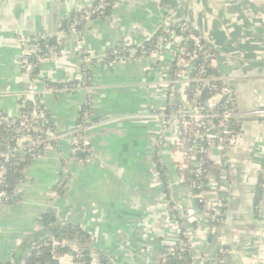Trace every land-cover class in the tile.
Returning <instances> with one entry per match:
<instances>
[{
  "label": "built area",
  "instance_id": "built-area-1",
  "mask_svg": "<svg viewBox=\"0 0 264 264\" xmlns=\"http://www.w3.org/2000/svg\"><path fill=\"white\" fill-rule=\"evenodd\" d=\"M93 1L79 16L70 17L66 28L61 22L64 15L54 33L20 37L21 70L34 80L40 77V72L35 71H40L48 59L65 55L78 57L80 64L72 79L47 81L49 90L61 91L70 90L76 84L89 87L91 83L86 81L90 75L91 82L93 64L146 60L148 73L156 76L157 96L149 103V115L158 123L152 141L155 157L162 164L166 158L175 171L174 175L160 172L155 158L163 201L156 207L159 214L145 225L137 238L114 243L88 232L82 245L67 238L60 240L47 231L46 243L52 256L61 264H85L81 253V247L85 246L92 264H228L236 250L227 241L224 223L227 209L239 197L235 191L237 157L244 151L242 131L250 120L255 122L256 132L245 165L251 176L249 187L253 190V200L257 183L262 189L255 209L258 218L264 219V163L255 159L264 158V89L257 96L254 91L246 97L247 101L239 96V89L245 83H264V45L251 50L237 45L247 38L248 30L256 33L264 25V9H260L264 8V1L261 4V0H159L156 25L147 39L136 45L113 43L108 48L113 49L115 58L109 60L103 57L108 48L94 54L85 48L81 38V31L89 21L105 16L107 3L100 0L93 4ZM116 3L113 0V9ZM243 16L248 21V29ZM47 35L56 37V45L42 53L40 39ZM70 35L76 37L73 47L66 44ZM68 81L73 82L58 85ZM25 96L18 115L10 117L0 112V123L13 132V136L0 140L2 206L7 205L4 200L9 198L3 187L7 164L17 153L41 158L51 149H58L59 141L65 139L72 155L80 149L82 161L91 163L94 158L87 136L92 127L91 95L84 102L87 108L80 121L68 134L56 130L48 109L42 105L41 95L31 84ZM28 101L33 103L30 108L26 107ZM213 166L219 167L220 172ZM24 172L26 176L18 182L15 193H21L18 185L28 178L27 168ZM60 173L55 192L67 179L64 168ZM49 225L72 229L71 223L59 214ZM46 227L37 222L36 231H44ZM13 263L14 257L0 262Z\"/></svg>",
  "mask_w": 264,
  "mask_h": 264
},
{
  "label": "crops",
  "instance_id": "crops-1",
  "mask_svg": "<svg viewBox=\"0 0 264 264\" xmlns=\"http://www.w3.org/2000/svg\"><path fill=\"white\" fill-rule=\"evenodd\" d=\"M91 1L0 0V112L10 117L18 115L31 84L41 95L56 130L68 134L75 128L89 94L92 127L87 136L94 153L93 161L86 163L81 160L82 154L72 155L62 139L58 149L32 159L28 178L18 185L22 200L0 208V262L10 261L24 238L38 232V218L49 209L86 232L114 243L137 238L159 214L156 207L163 197L152 144L158 123L149 115L150 100L157 96L156 76L148 73L146 60L93 64L89 87L76 84L61 91L49 90L47 81L72 79L80 64L78 57L48 59L40 68V77L34 80L21 70L20 37L54 33L64 15L87 7ZM158 1L117 0L111 14L94 19L82 29L85 48L101 54L115 42H144L156 25ZM241 18L248 29L246 17ZM247 39L264 45V25L256 33L248 30ZM66 41L73 47L76 37L70 35ZM242 90L239 96L246 101L247 96L240 95ZM109 116L114 117L99 120ZM163 166L174 175L175 169L166 158ZM237 167L240 178L236 176L235 191L239 197L227 209L224 223L227 241L236 250L228 264H264V219L254 216L251 176L245 162H237ZM63 168L67 179L59 193L55 187Z\"/></svg>",
  "mask_w": 264,
  "mask_h": 264
},
{
  "label": "trees",
  "instance_id": "trees-1",
  "mask_svg": "<svg viewBox=\"0 0 264 264\" xmlns=\"http://www.w3.org/2000/svg\"><path fill=\"white\" fill-rule=\"evenodd\" d=\"M107 5L105 6V13L103 17L100 18H104L106 16H108L109 14L112 13L113 11V5L112 2L113 0H104ZM162 1H170V0H162ZM206 1V0H205ZM93 4H97L98 2H100V0H94ZM246 2V1H244ZM88 7H85L81 10L78 11H73L72 13H70L69 15H66L63 19H61V22L63 23V27L66 28L68 26L69 22V18L70 17H74V16H79L83 11H85V9H87ZM260 9H264L263 7H260ZM97 19V17H94V19ZM83 25H80V28H82ZM32 38L36 37V36H31ZM146 44V43H145ZM40 45H41V51L40 52H46L49 50V47L56 45V37L54 35H47L45 39L41 38L40 39ZM238 46H242L248 50L254 49V48H259L260 44L257 43H253L251 41H247V38L244 39V41L239 42L237 44ZM103 57L105 59H113L115 58V54L113 52V49L108 48L106 50V52L103 54ZM36 73H39V70L35 71ZM90 77V75L87 77V81L86 84H90V80L88 79ZM73 81H68L67 83L64 84H58L59 86H64V85H70ZM243 92L240 93V95L243 96H249L251 95L254 91L255 96H257L258 92H262V90L264 89V83L261 82H254V83H245L243 88H242ZM241 92V91H240ZM247 101V100H246ZM33 103L28 101L26 104L27 108H30V106ZM87 108V103H83L82 107L79 110V114L77 117V122L80 121L81 116L84 113V110ZM26 108L23 109V111ZM47 114L49 115L50 113L47 111ZM255 122H253L252 120H250L249 125H247L244 130L242 131L245 134V139L243 142V153L240 154L237 157V162L242 163L245 162L247 156L249 155L248 151L249 149V144L250 142L252 143L254 137H255ZM13 136V132L12 130L7 127L4 123H0V140L7 138V137H11ZM248 153V154H247ZM83 156V155H82ZM157 160V167L160 169V172H166L167 168L163 166L162 162H160L159 157L156 156L155 157ZM32 156L30 154H23L20 155L19 153L16 154L15 157H13L9 163L7 164V173H6V183L3 185V187L8 191L9 193V198L4 200V203L7 205H14L17 204L19 201L22 200V193H15V188L18 184V182L25 178L26 174L24 172V169L28 168V166L30 165V163L32 162ZM255 159L262 161L264 163V158L262 157H255ZM212 168H215L216 171L220 172V168L217 166H213ZM238 168L236 166V176L238 177V179L240 178L237 174ZM239 173V172H238ZM261 187L260 184L257 183V187H256V195L254 197L253 203H254V207H253V212H254V216H256L258 218V214L256 212L255 209V205L258 201V197L261 193ZM59 193L63 192V187H61L59 190ZM2 207V205H0V208ZM56 219V213L52 210H46L44 211L41 216L38 218V221L42 227L48 226L51 222H54ZM71 228L73 230H75L76 233L81 234L82 236H84L87 240V237L89 235L88 232H86L85 230H83L80 226L75 225V224H71ZM47 230L44 231H40L37 233H33L30 235H27L24 238V245L23 247L20 249V253H19V260H20V264H61L60 262L57 261V259H55L51 252H50V245L48 243H46V239H47ZM63 237H59V239L61 240ZM63 240V239H62ZM67 250V247L63 249V251ZM15 255V254H14ZM14 264V263H13Z\"/></svg>",
  "mask_w": 264,
  "mask_h": 264
},
{
  "label": "water",
  "instance_id": "water-1",
  "mask_svg": "<svg viewBox=\"0 0 264 264\" xmlns=\"http://www.w3.org/2000/svg\"><path fill=\"white\" fill-rule=\"evenodd\" d=\"M228 1H249V0H228ZM261 1H264V0H261ZM233 87H235V85H233ZM237 101V99H235ZM114 116H109V117H104L102 119H99L101 121H107V120H110L111 118H113ZM77 155H80L81 154V150L78 149L77 151ZM47 231H51L54 233L55 236L57 237H63V238H67L71 241H77L79 242L80 244L84 245L85 242H86V238L84 236H82L81 234H78L75 232V230L73 229H67L65 227H54L52 225H49L46 227ZM25 243H23L22 245H20L18 247V249L15 251V255H14V264H20V260H19V253H20V249L23 247ZM81 253L83 254V256L85 257V264H92L89 260V257H88V253H89V250L87 247L85 246H82L81 247Z\"/></svg>",
  "mask_w": 264,
  "mask_h": 264
},
{
  "label": "rangeland",
  "instance_id": "rangeland-1",
  "mask_svg": "<svg viewBox=\"0 0 264 264\" xmlns=\"http://www.w3.org/2000/svg\"><path fill=\"white\" fill-rule=\"evenodd\" d=\"M263 3V1L261 2V4ZM93 21V20H92ZM91 21H89V23H90ZM250 146H252V144H251V142H250V144H249V149H250Z\"/></svg>",
  "mask_w": 264,
  "mask_h": 264
}]
</instances>
